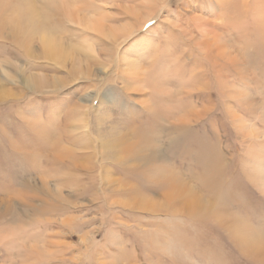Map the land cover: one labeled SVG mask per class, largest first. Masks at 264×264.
Segmentation results:
<instances>
[{
	"label": "rangeland",
	"instance_id": "1",
	"mask_svg": "<svg viewBox=\"0 0 264 264\" xmlns=\"http://www.w3.org/2000/svg\"><path fill=\"white\" fill-rule=\"evenodd\" d=\"M200 1L0 0V264H264L233 237L264 241V0L210 17L237 65L186 35Z\"/></svg>",
	"mask_w": 264,
	"mask_h": 264
},
{
	"label": "bare ground",
	"instance_id": "2",
	"mask_svg": "<svg viewBox=\"0 0 264 264\" xmlns=\"http://www.w3.org/2000/svg\"><path fill=\"white\" fill-rule=\"evenodd\" d=\"M213 1H215L216 4H214L212 0H202L200 1L199 5H195L193 3L186 4L188 7L190 6L187 9L189 14V20L191 22V24L189 25L192 31L199 34L200 36L199 39H195L192 33L186 34L184 29H182L180 25L176 24L173 20H170L168 17H167L168 19L166 18L165 21L168 24H171L174 28L179 27L180 31L182 33H185L189 37L190 41L196 45L198 50L202 54H204V56L207 57V55L210 56L215 55L216 57H220L225 64L237 65L238 63L237 56H235V54L233 55V53L230 51L231 48L230 46H228V43L222 36L223 34L217 31H213L212 28L207 27L209 21L212 20L210 19L211 16H214L215 18H219L221 21H224V17L222 15H219L221 13L220 11L224 9V11L226 12L229 9V7L234 5L230 3V0H213ZM217 3L223 6V7L220 6V8L222 9H220L218 13H217V7H218ZM242 4H243L242 6H248L246 2H242ZM152 14L153 12L150 13V15ZM227 22L231 23L232 25V22L229 21ZM221 23H225V21ZM228 23H226V25L223 27L227 29V32H229L230 29H234L233 27L231 28L228 27L229 25ZM214 24L217 26L219 25V23H214ZM116 57H117L116 58L117 69L119 70V72H124V71L126 72L128 70H132L133 68L137 67V59H135L132 56H119V54H117ZM33 81H34L33 79L30 78L28 79V82L30 84H32ZM9 95L11 94L0 92V98L7 97ZM121 144L123 145L121 148L122 152H124V155H126V157H124V160L128 159L126 163L129 161L134 162V161H142V160L143 161L151 160L154 157V155L148 157H145L143 155H135L134 152L136 145H134V143L132 142L121 140ZM121 144L119 143L116 146H120ZM166 171L168 173L167 176H165L162 179L161 187L167 190L165 197V201L167 202L166 204L167 208L171 207V211L175 212V209L172 208V204L174 206V202L176 203L177 200H181L183 204L181 206V209L191 215H198V214L200 215L201 213L202 214L209 213L208 211L210 210L211 205L205 203L203 197L201 195H198L195 191H193L190 185L184 182V179L183 177L181 178L180 174H178L177 172H173L171 168H166ZM158 186H160V184ZM142 205L143 204H139V206ZM233 237L236 238L235 240L239 243V246L243 252L264 261V241L259 240L254 236L246 235L244 233L241 234V236L235 235V233H233Z\"/></svg>",
	"mask_w": 264,
	"mask_h": 264
}]
</instances>
